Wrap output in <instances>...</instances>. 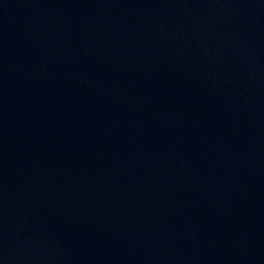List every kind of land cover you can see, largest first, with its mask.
I'll use <instances>...</instances> for the list:
<instances>
[{"label": "water", "instance_id": "1", "mask_svg": "<svg viewBox=\"0 0 264 264\" xmlns=\"http://www.w3.org/2000/svg\"><path fill=\"white\" fill-rule=\"evenodd\" d=\"M0 264H264V0H0Z\"/></svg>", "mask_w": 264, "mask_h": 264}]
</instances>
